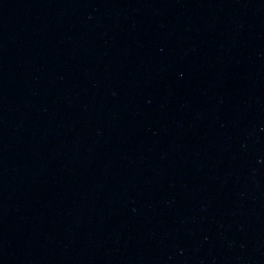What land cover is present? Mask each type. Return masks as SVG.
<instances>
[{
    "label": "water",
    "instance_id": "obj_1",
    "mask_svg": "<svg viewBox=\"0 0 264 264\" xmlns=\"http://www.w3.org/2000/svg\"><path fill=\"white\" fill-rule=\"evenodd\" d=\"M0 264H264V0H0Z\"/></svg>",
    "mask_w": 264,
    "mask_h": 264
}]
</instances>
